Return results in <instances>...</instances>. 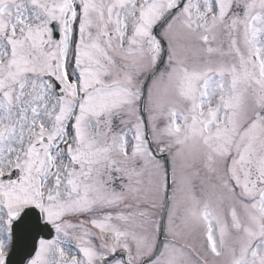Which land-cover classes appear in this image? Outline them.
<instances>
[{
    "label": "snow or ice",
    "instance_id": "snow-or-ice-1",
    "mask_svg": "<svg viewBox=\"0 0 264 264\" xmlns=\"http://www.w3.org/2000/svg\"><path fill=\"white\" fill-rule=\"evenodd\" d=\"M0 264H264V0H0Z\"/></svg>",
    "mask_w": 264,
    "mask_h": 264
}]
</instances>
